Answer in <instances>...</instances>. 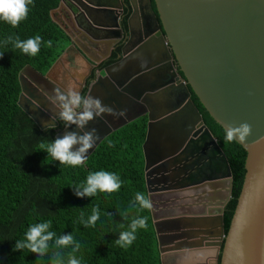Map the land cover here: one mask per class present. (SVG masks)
<instances>
[{"label": "water", "instance_id": "1", "mask_svg": "<svg viewBox=\"0 0 264 264\" xmlns=\"http://www.w3.org/2000/svg\"><path fill=\"white\" fill-rule=\"evenodd\" d=\"M67 1L71 23L60 27L72 45L46 74L30 66L18 74L17 106L42 131L59 126L53 89L71 93L56 77L65 54L75 50L87 67L83 76L76 74L80 94L98 64L95 51L106 59L123 39V0ZM152 2L154 11L150 0H128L119 60L87 88L85 97L99 98L112 112L86 128L64 125L55 137L94 128L87 159L110 134L146 117L144 170L161 264H264V0ZM189 90L224 133L229 126H250L244 141L233 139L246 154L245 174L226 234L229 166ZM220 185L225 195L217 203L215 196H202ZM209 217L217 225L214 233L192 228Z\"/></svg>", "mask_w": 264, "mask_h": 264}, {"label": "trees", "instance_id": "2", "mask_svg": "<svg viewBox=\"0 0 264 264\" xmlns=\"http://www.w3.org/2000/svg\"><path fill=\"white\" fill-rule=\"evenodd\" d=\"M120 28L123 39L109 58L97 67L102 70L119 60L120 48L126 38V21L130 15L128 0H123ZM67 0H32L27 17L16 27L0 22V41L8 36L25 40L39 35L41 45L35 56L22 54L10 44H0V264H50L59 251L67 259L71 246L57 249L49 241L47 253L38 257L27 249L13 252L14 241L22 239L29 224L50 220V230L56 236L72 234L80 249L74 255L81 264H161L157 236L150 203L146 209H130L137 192L149 201L144 170L142 145L147 120L141 117L106 137L78 167L59 165L56 161L41 165L46 153L38 151L41 142H50L64 127L39 130L35 123L17 106L20 94L19 72L26 66L44 75L71 44L68 29L70 17ZM154 11V5L152 3ZM64 15L62 20L58 16ZM58 19V20H57ZM65 22H68L65 24ZM51 41V46L47 41ZM178 70V69H177ZM179 75L182 77L181 73ZM95 72L86 80L80 95L85 97ZM190 99L206 128L224 154L232 179L231 196L223 211V230L227 233L244 179L246 154L233 140L224 139L223 130L208 116L194 94ZM79 109H77L78 111ZM105 170L117 174L121 187L113 193L98 192L95 197L78 198L69 186L84 181L89 172ZM100 210L94 227L79 223L92 207ZM127 213L128 218L122 214ZM145 218V227L138 228L135 239L127 248L114 241L125 230L131 217ZM124 224L125 229L120 228Z\"/></svg>", "mask_w": 264, "mask_h": 264}, {"label": "clouds", "instance_id": "3", "mask_svg": "<svg viewBox=\"0 0 264 264\" xmlns=\"http://www.w3.org/2000/svg\"><path fill=\"white\" fill-rule=\"evenodd\" d=\"M32 0H0V22L6 23L11 27H16L22 20L27 17L29 7ZM51 46V41L46 42ZM0 44H10L12 49H18L22 54L35 56L41 45V37H34L21 40L18 37L8 36ZM2 56V54H0ZM55 101L56 115L64 122L65 128L75 125L77 128H86L89 121L98 118L102 113H111L112 109L103 105L99 98L87 96L83 97L76 92L65 94L60 89H53L51 97ZM79 109V111H77ZM250 134V126L242 123L238 127L229 126L224 133L226 141H232L234 138L244 141ZM96 142V131L94 128L88 129L82 133L66 132L62 136H57L50 142H41L38 145V151L46 153L45 159L41 165L50 164L56 161L59 165L70 167H78L84 163L88 150L93 148ZM121 180L119 176L113 172L99 170L89 172L84 181L74 186H69L78 198L95 197L100 193H113L120 189ZM149 207V201L139 192L130 202V209H146ZM100 210L97 206L92 207L90 214L85 217L83 214L79 217V223L84 227H94L96 221L100 218ZM124 218L127 213L122 214ZM130 222L125 229L124 224H120V228L125 229L118 233L114 243L121 247H129L135 239L138 228L145 227V218L135 216L129 218ZM50 220L29 224L22 239L14 241L12 246L13 252H21L27 249L29 253H34L38 257H42L47 253L49 241L57 249L71 246V252L67 254L65 261L61 252L57 251L50 258V264H81L74 253L80 249L78 241H74L72 234H62L58 237L56 233L51 231Z\"/></svg>", "mask_w": 264, "mask_h": 264}, {"label": "crops", "instance_id": "4", "mask_svg": "<svg viewBox=\"0 0 264 264\" xmlns=\"http://www.w3.org/2000/svg\"><path fill=\"white\" fill-rule=\"evenodd\" d=\"M62 17H64V15H61V16H58V19L59 20H62ZM57 19V20H58ZM70 45H72V44H70ZM69 45V46H70ZM68 46V47H69ZM67 47V48H68ZM102 50V49H101ZM75 50H70V51H68L67 52V54H65V56L63 57V59L62 60H66V61H71V62H73V59L76 57L75 56ZM95 54H98L96 51H95ZM93 57H96V55H94ZM72 59V60H71ZM78 59V58H77ZM68 61V62H69ZM72 68V67H71ZM84 70H85V67H84ZM63 73H65L66 75H68V73L66 72V71H64L63 69L61 70V75L60 76H58V74L56 75V77H61V76H63ZM58 80V79H57ZM74 86V85H73ZM76 87V86H75ZM74 92V91H73ZM216 193V194H215ZM224 195H225V188L222 186V185H220L218 188H216V189H214V190H212V191H210V190H207V191H205L203 194H202V196H204V197H213V196H215L216 198H215V203H217L218 202V199L219 198H221L222 196L224 197ZM211 217H209L208 219H206V220H208V221H203L202 223H200V224H198L199 226H197V227H192V228H195L196 230H198V232H201V233H203V234H210V233H214L215 231H217V225H216V223L215 222H213L212 220H214V219H210ZM182 226H184V227H189V224L188 223H183L180 227H182ZM188 243H190V241H188V240H186V244H188ZM194 259V258H193ZM179 264H185V263H183V261H180L179 262Z\"/></svg>", "mask_w": 264, "mask_h": 264}, {"label": "rangeland", "instance_id": "5", "mask_svg": "<svg viewBox=\"0 0 264 264\" xmlns=\"http://www.w3.org/2000/svg\"><path fill=\"white\" fill-rule=\"evenodd\" d=\"M77 58L78 57H75L73 59V62H71L69 60H68L69 62L66 61L65 64L58 69V73H56V74H58V76H60L61 70L63 69L68 74L75 76L74 78H69L65 73H63V76L60 77V78H62L61 83L68 85L67 89L71 92L77 90V88L75 86H76V83L78 81H80V78L77 77V75L83 76L87 70V67L85 66V64L80 59H77ZM84 67H85V70H84ZM57 78L60 79L59 77H57Z\"/></svg>", "mask_w": 264, "mask_h": 264}, {"label": "flooded vegetation", "instance_id": "6", "mask_svg": "<svg viewBox=\"0 0 264 264\" xmlns=\"http://www.w3.org/2000/svg\"><path fill=\"white\" fill-rule=\"evenodd\" d=\"M150 3H151V7H152V0H150ZM154 5V4H153ZM122 15H123V11H122V14H121V16L120 17H122ZM120 22H121V18H120ZM120 22H119V25H120ZM122 41V40H121ZM112 52V51H111ZM111 52H110V54H111ZM94 55H96V57H94L95 58V60L96 61H98V64L97 65H95V64H93V69H92V72H91V74L92 73H94L95 72V75L100 71V70H97V67L100 65V64H102L103 62H105L108 58H106V59H100L101 57H100V54L98 53V54H94ZM93 55V56H94ZM100 59V60H99ZM65 62H66V60L64 59V60H62V66L65 64ZM74 92H76V90L74 91ZM87 92V91H86ZM80 95V94H79ZM86 95V94H85ZM79 111V110H78Z\"/></svg>", "mask_w": 264, "mask_h": 264}]
</instances>
